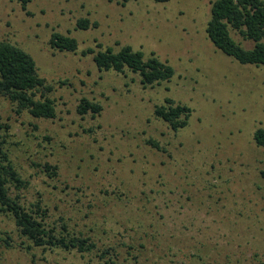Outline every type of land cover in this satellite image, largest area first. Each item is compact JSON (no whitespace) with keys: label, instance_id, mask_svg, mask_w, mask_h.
<instances>
[{"label":"rangeland","instance_id":"374dc122","mask_svg":"<svg viewBox=\"0 0 264 264\" xmlns=\"http://www.w3.org/2000/svg\"><path fill=\"white\" fill-rule=\"evenodd\" d=\"M212 1L30 0L25 10L0 0V42L34 58L57 111L36 119L0 98V143L28 184L12 186L11 197L34 212L40 204L48 227L97 245L37 247L0 213V264H264V147L255 139L264 67L212 43ZM82 18L99 26L79 30ZM54 32L75 38L78 51L53 50ZM100 44L155 53L175 75L145 87L129 70L101 72L94 54H83ZM85 98L103 111L79 114ZM168 98L193 110L186 128L156 117Z\"/></svg>","mask_w":264,"mask_h":264},{"label":"trees","instance_id":"16d2710c","mask_svg":"<svg viewBox=\"0 0 264 264\" xmlns=\"http://www.w3.org/2000/svg\"><path fill=\"white\" fill-rule=\"evenodd\" d=\"M19 1L26 10L30 0ZM154 1L167 3L171 0ZM98 26V23H92L87 18L77 22L79 30L86 31ZM231 30L237 31L244 39L253 41L254 48L243 47L233 38ZM207 33L219 50L240 64L264 67V0H213ZM50 46L60 52L75 53L79 49L75 38L58 32L51 35ZM98 47L97 52L88 49L83 54H94V62L101 72L113 70L125 74L129 70L140 75L145 87L170 82L175 75V69L169 63L162 62L155 53L147 58L143 51H135L131 46H125L118 52L111 47L103 49L101 44ZM54 91V86L39 75L36 61L28 52L11 42H0V98L13 103L18 113L28 111L36 119H54L57 116L56 102L52 98ZM102 111L100 104L86 98L82 99L78 107L79 114L92 113L93 117ZM192 113L190 107L176 104L169 98L164 105L155 107L156 117L169 123L174 131L186 128ZM255 139L259 146L264 145V129L256 132ZM149 144L162 151L155 141L150 140ZM46 168L54 170L57 175L55 166L47 164ZM27 185L0 143V213L11 216L21 235L37 247L77 250L80 253L97 248L90 238L71 234L66 226H63V232L55 227H48L45 224L47 211L40 204L36 205L37 212H34L25 208L19 202V197H11L12 186L20 190Z\"/></svg>","mask_w":264,"mask_h":264},{"label":"snow or ice","instance_id":"6c2138e0","mask_svg":"<svg viewBox=\"0 0 264 264\" xmlns=\"http://www.w3.org/2000/svg\"><path fill=\"white\" fill-rule=\"evenodd\" d=\"M262 147H264V145H262ZM212 172H215V168L214 167L212 168L211 172H209V175H211Z\"/></svg>","mask_w":264,"mask_h":264}]
</instances>
